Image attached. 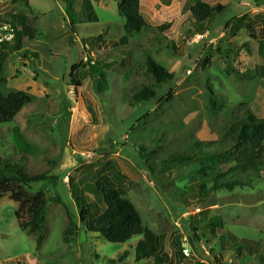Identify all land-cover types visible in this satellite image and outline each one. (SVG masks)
<instances>
[{
  "label": "rangeland",
  "instance_id": "obj_1",
  "mask_svg": "<svg viewBox=\"0 0 264 264\" xmlns=\"http://www.w3.org/2000/svg\"><path fill=\"white\" fill-rule=\"evenodd\" d=\"M204 1L225 8L201 24L200 40L188 36L194 19L184 9L186 0H141L150 28L122 45L125 20L116 0H89L93 20L78 10L82 0H30L36 38L11 43L17 49L3 61L0 74L6 90L28 92L33 101L13 120L0 123V158L32 174L50 171L56 180L34 183L26 191L60 200L47 204L44 240L37 247V234L18 225V203L0 197V264H153L134 261L139 236L113 243L80 225L69 177L89 201L102 204L96 184L110 177L111 165L125 175L114 181L143 225L163 236L169 263L260 264L245 251L237 254L232 238L220 242L218 236L227 230L237 239L260 241L264 255V170L254 187L221 189L211 202L190 201L189 184L202 174L180 159L193 157L197 144L220 141L247 111L264 117L259 70L264 0ZM3 6L1 13L23 7L13 0ZM162 24L168 28L159 29ZM147 55L173 79L156 83L147 72ZM145 87L154 96L135 101L134 94ZM218 165L224 171L232 163L223 156ZM67 210L75 226L69 225ZM199 225H211L217 233ZM125 251V260L117 262ZM181 251L184 258L178 256Z\"/></svg>",
  "mask_w": 264,
  "mask_h": 264
},
{
  "label": "trees",
  "instance_id": "obj_2",
  "mask_svg": "<svg viewBox=\"0 0 264 264\" xmlns=\"http://www.w3.org/2000/svg\"><path fill=\"white\" fill-rule=\"evenodd\" d=\"M119 14L124 18L125 34L120 37L122 45L128 43L129 36L139 33L143 29H149L150 25L146 22L140 11L139 0H116ZM89 3L88 0L85 1ZM27 8L28 1L24 0ZM224 5H211L204 0H186L184 9L191 12L194 21L187 30L188 36L193 38L197 34H203V23H208L222 14ZM9 22L15 29L14 42L20 45L24 36H29V23L35 26L36 19L31 13L29 17L19 14H0V23ZM159 29H167L168 24L158 26ZM29 30V31H28ZM101 37V35H98ZM14 46L5 44L0 52V68L3 61L14 52ZM25 59V57H23ZM83 62V61H82ZM81 63V62H79ZM84 63V62H83ZM147 72L150 73L156 83L168 82L174 75L161 65H159L150 55L145 60ZM264 64V63H263ZM78 63L71 66V70L78 67ZM264 74V65L259 67ZM6 78L0 74V123H6L21 111L23 106L33 101L32 94L22 90H6ZM74 82L80 84L79 80ZM172 89L169 90L171 92ZM212 93V90H210ZM154 96V90L149 87L143 88L134 94L137 100H148ZM214 104L213 99L210 100ZM215 147H217L215 149ZM193 157L181 158L180 162L197 166L202 177L194 183L189 184V200L211 202L217 199L218 191L221 189H234L239 186L242 188L254 187L255 181L261 178V171L264 170V117L260 118L247 111L245 115L236 123H233L223 134L220 141H209L197 144ZM225 156L226 160L231 161L232 165L221 171L218 165V158ZM110 177H100L96 184V192L100 196L102 204L89 201L83 190L75 185L71 177L68 185L72 197L79 210L80 225L89 232L98 233L107 241L113 243H125L132 237L139 236L133 253L134 261H152L153 264H171L168 262L170 256L164 251L163 236L155 234L146 228L142 219L132 204L124 197V190L120 189L115 180H124L126 177L114 166H110ZM56 180V176L50 175V171L39 173H29L24 166L8 158H0V197H8L18 203L15 212L20 228L28 233H36L37 247L44 240L43 231L45 229V212L48 202L60 200L56 196H47L45 192L39 191L30 196L26 189L32 184ZM69 225L75 226L71 213L67 210ZM198 229L210 231L216 234L217 230L211 225H199ZM197 231V229H193ZM68 228L65 229V233ZM218 240L232 238L235 251L240 254L245 251L250 257H255L260 264H264V255L259 251L260 241L251 239H237L227 230H220ZM196 241L199 240L194 234ZM177 239L174 240V244ZM129 251H125L117 262L124 261ZM176 255V251H175ZM178 256L184 258V254L178 252ZM219 263V262H217Z\"/></svg>",
  "mask_w": 264,
  "mask_h": 264
},
{
  "label": "crops",
  "instance_id": "obj_3",
  "mask_svg": "<svg viewBox=\"0 0 264 264\" xmlns=\"http://www.w3.org/2000/svg\"><path fill=\"white\" fill-rule=\"evenodd\" d=\"M7 1H10V0H6L5 1V3L4 4H6L7 3ZM14 2H17V3H19L20 2V4H22V10L21 11H18V12H9V13H1L0 12V14H19V15H22V16H27V17H29L30 15H31V13L33 14V16L35 17V19H37V17L34 15V12H33V10H32V8H31V4H30V0H27L28 1V6H29V8H27L26 7V5H25V3H24V0H13ZM83 1V3H84V7H82V3H81V5H79L78 7H79V11H84L85 13H86V18L88 19V20H93V19H95V15H93L94 13L92 12L93 11V6L90 4V2L89 3H86L85 1L86 0H82ZM89 1V0H88ZM57 2V1H56ZM139 2H140V5H141V0H139ZM3 4V5H4ZM2 5V7H0L1 9L4 7ZM67 10V7L65 8V10L64 11H66ZM140 11H141V8H140ZM143 15V14H142ZM145 18V17H144ZM146 20V19H145ZM29 28H30V31H29V36L27 37V36H24L23 38H26L27 40H29V39H35L36 37H35V35H36V28H35V26L34 25H31L30 23H29ZM120 39V38H119ZM118 39V40H119ZM13 53V52H12ZM11 53V54H12ZM36 54V53H35ZM36 264V263H35Z\"/></svg>",
  "mask_w": 264,
  "mask_h": 264
},
{
  "label": "built area",
  "instance_id": "obj_4",
  "mask_svg": "<svg viewBox=\"0 0 264 264\" xmlns=\"http://www.w3.org/2000/svg\"><path fill=\"white\" fill-rule=\"evenodd\" d=\"M6 0H0V7L5 3ZM15 27L9 22L0 23V52L3 50L5 44H11L15 37ZM200 40L203 35H196ZM190 72V71H188Z\"/></svg>",
  "mask_w": 264,
  "mask_h": 264
}]
</instances>
